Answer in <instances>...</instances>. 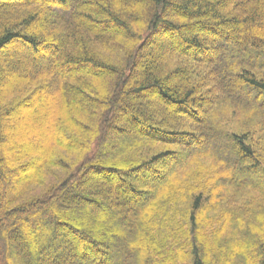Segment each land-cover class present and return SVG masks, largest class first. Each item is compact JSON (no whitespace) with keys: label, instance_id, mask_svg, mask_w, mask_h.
<instances>
[{"label":"trees","instance_id":"16d2710c","mask_svg":"<svg viewBox=\"0 0 264 264\" xmlns=\"http://www.w3.org/2000/svg\"><path fill=\"white\" fill-rule=\"evenodd\" d=\"M0 264H264V0H0Z\"/></svg>","mask_w":264,"mask_h":264},{"label":"rangeland","instance_id":"374dc122","mask_svg":"<svg viewBox=\"0 0 264 264\" xmlns=\"http://www.w3.org/2000/svg\"><path fill=\"white\" fill-rule=\"evenodd\" d=\"M166 36L161 34V37L158 38L157 43H154V47L159 48L158 46L162 44L165 41ZM143 64L141 63L139 65V69L142 68ZM50 94V93H49ZM30 107L22 106V108H19L16 112L17 120L12 122V126L16 127V131H18L17 134H14L12 138L10 139L12 143H14V139H17L18 142L24 143V142H30L31 144L37 145V147L41 146L42 143H40V136L35 140H33V134L39 133V130H37L33 125L37 123V121L34 120L35 116L41 112L42 109H47V103L43 102L41 105H36V101H30ZM43 107V108H42ZM121 123L124 122V119L120 120ZM40 127H44L45 123H38L37 124ZM110 133L112 136H118V131L110 130ZM40 143V144H39ZM5 156L8 158L10 156L9 152L7 151V154ZM16 175V174H15ZM15 175H13V179L15 178ZM15 180V179H14Z\"/></svg>","mask_w":264,"mask_h":264}]
</instances>
